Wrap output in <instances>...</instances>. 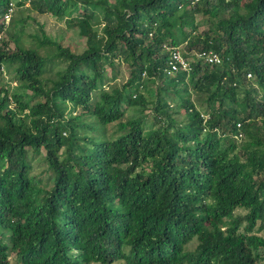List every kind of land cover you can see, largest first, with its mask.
<instances>
[{
	"label": "trees",
	"instance_id": "trees-1",
	"mask_svg": "<svg viewBox=\"0 0 264 264\" xmlns=\"http://www.w3.org/2000/svg\"><path fill=\"white\" fill-rule=\"evenodd\" d=\"M11 1L0 34L18 42L26 22L17 36L18 21H2ZM26 3L77 29L85 49L42 27L33 39L47 56L0 37V264H264V0L15 6ZM164 45L187 71L168 73ZM210 52L220 64L195 56ZM115 60L129 76L106 91ZM148 106L155 128L121 122Z\"/></svg>",
	"mask_w": 264,
	"mask_h": 264
},
{
	"label": "rangeland",
	"instance_id": "rangeland-1",
	"mask_svg": "<svg viewBox=\"0 0 264 264\" xmlns=\"http://www.w3.org/2000/svg\"><path fill=\"white\" fill-rule=\"evenodd\" d=\"M12 2L16 3L17 0H12ZM99 16L102 18V15L99 13ZM13 19H16L18 22L15 25V27L12 29L10 26L7 28V30L10 29V32L19 36V34L15 33L18 29L20 22L25 21L26 23L23 25V34H21V39H19L18 42L12 40V38L7 37L6 34H0V37H3L5 41L8 39H11L9 42V48L13 49L15 46L21 47L23 49H32L36 50L41 54V56H47L50 54L48 52L47 47H40L36 41H34L33 37L41 36L40 28L42 27L44 33L47 37L53 38L57 41H59L63 47H69L72 51H75L76 53H82V51L85 49V39L79 36L77 29H71L69 28L64 19H59L56 17H53L51 15H39L35 11H33L28 3H26L23 7L15 6V11L13 12L12 17ZM200 18L197 17V21ZM19 23V24H18ZM59 66L52 65L50 67V71L45 76H53L54 72L57 70ZM105 71H106V78L107 81L103 85V89L106 91H111L113 88H119L122 86V84L125 83L129 76V70L126 64H123L121 61L115 60L114 66L112 68L109 67V65H105ZM115 79H112V78ZM3 84L7 85L9 84V76L3 72ZM11 86H15V83H11ZM154 88H146L143 93L144 96H147L149 93L154 91ZM147 99V97H146ZM33 101H38V99H33ZM13 107V106H11ZM175 109V106H173ZM172 108V110H174ZM142 109V108H141ZM177 110V109H175ZM181 114V115H180ZM182 114L183 111L179 112V115H176L175 118L178 120H182ZM128 117H144L146 118L147 127H150L154 124L153 121V112L151 110V106L146 107L143 111H134V109H128L126 112V117H124L121 122L126 121V118ZM152 128H155L156 126H151ZM107 136H110L114 138V135L118 130L116 127V124H110L107 126ZM117 135H115L116 137ZM245 140V137H243L242 141ZM241 141V142H242ZM239 144L240 141H237ZM29 156L31 157V153H29ZM43 156L44 152L41 153V156H38L35 161H32V174L40 176L41 172L46 169V163L43 162ZM244 214V211L242 210H236L235 215H242ZM258 236H261L264 238V227L259 231ZM196 243L191 244L188 246V250H193ZM14 258L10 257L9 261L14 262Z\"/></svg>",
	"mask_w": 264,
	"mask_h": 264
},
{
	"label": "built area",
	"instance_id": "built-area-1",
	"mask_svg": "<svg viewBox=\"0 0 264 264\" xmlns=\"http://www.w3.org/2000/svg\"><path fill=\"white\" fill-rule=\"evenodd\" d=\"M13 11L12 5H10V8L8 10V13L5 15L6 21L9 20L11 12ZM164 50L169 53V71L170 74H176L180 70L187 71L188 70V63L182 56V53L180 52L179 47H168L166 45L163 46ZM198 60L206 61L207 63L212 64H220V59L215 55L210 53H200L195 55ZM205 118V117H204ZM237 128H240V124L237 125ZM236 139H241L242 134L239 133L236 137Z\"/></svg>",
	"mask_w": 264,
	"mask_h": 264
},
{
	"label": "clouds",
	"instance_id": "clouds-1",
	"mask_svg": "<svg viewBox=\"0 0 264 264\" xmlns=\"http://www.w3.org/2000/svg\"><path fill=\"white\" fill-rule=\"evenodd\" d=\"M10 5H12V7H13V11L11 12V15H10L9 20L6 21V19H5V15L8 13V10H9V8H10ZM14 11H15V2L13 3V2L11 1V4H8V7H7V9H6V12L4 13V15H3V19H2L3 23L5 24V26H7V25L9 24V22H10V20H11V17H12V15H13V12H14Z\"/></svg>",
	"mask_w": 264,
	"mask_h": 264
}]
</instances>
